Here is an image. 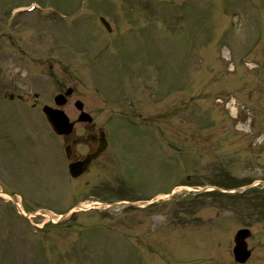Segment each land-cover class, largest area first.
Instances as JSON below:
<instances>
[{
    "label": "rangeland",
    "instance_id": "rangeland-1",
    "mask_svg": "<svg viewBox=\"0 0 264 264\" xmlns=\"http://www.w3.org/2000/svg\"><path fill=\"white\" fill-rule=\"evenodd\" d=\"M67 86L108 137L74 179L41 112ZM0 190L40 212L0 197V264H238L241 227L264 264V0H0Z\"/></svg>",
    "mask_w": 264,
    "mask_h": 264
},
{
    "label": "water",
    "instance_id": "water-1",
    "mask_svg": "<svg viewBox=\"0 0 264 264\" xmlns=\"http://www.w3.org/2000/svg\"><path fill=\"white\" fill-rule=\"evenodd\" d=\"M70 89L67 90L69 92ZM56 101L60 103L59 97H56ZM80 106V103H79ZM44 111L46 112V115L48 117V120L53 127V129L57 133H68L71 130V124L68 123L67 118L59 111H54L49 108H44ZM80 120H88L90 121L91 118L88 116L86 113H82L81 116H79ZM103 147L102 144L99 145V150ZM98 152V151H97ZM96 152V153H97ZM96 153L92 154L95 155ZM87 160L84 162L79 163H74L70 164L69 168L70 171L73 175L78 174L80 171L79 169L81 167L84 168V165L86 164ZM249 235V231L247 229H239L234 235V243L235 245L233 246V254L235 260L239 262H244L247 257L249 256V251L246 249V243H245V238Z\"/></svg>",
    "mask_w": 264,
    "mask_h": 264
},
{
    "label": "flooded vegetation",
    "instance_id": "flooded-vegetation-1",
    "mask_svg": "<svg viewBox=\"0 0 264 264\" xmlns=\"http://www.w3.org/2000/svg\"><path fill=\"white\" fill-rule=\"evenodd\" d=\"M32 104L35 105L34 102ZM87 135H88L87 137H89V141L85 140L84 143L87 144V146L94 145V147H93V149H94L96 147V144H97V141H98V137H97L95 131L89 132ZM78 139L80 140L81 138H79L77 136V138H75L73 140H75V142H80L81 143V141H78Z\"/></svg>",
    "mask_w": 264,
    "mask_h": 264
}]
</instances>
